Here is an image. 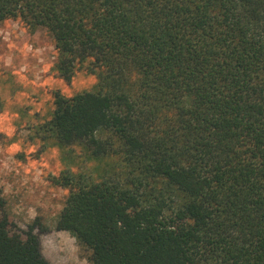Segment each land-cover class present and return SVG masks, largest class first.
Segmentation results:
<instances>
[{
  "label": "trees",
  "instance_id": "obj_1",
  "mask_svg": "<svg viewBox=\"0 0 264 264\" xmlns=\"http://www.w3.org/2000/svg\"><path fill=\"white\" fill-rule=\"evenodd\" d=\"M50 34L41 129L102 166L65 167L55 229L89 264H264V0H0V24ZM0 202V264H52L39 218Z\"/></svg>",
  "mask_w": 264,
  "mask_h": 264
},
{
  "label": "rangeland",
  "instance_id": "obj_2",
  "mask_svg": "<svg viewBox=\"0 0 264 264\" xmlns=\"http://www.w3.org/2000/svg\"><path fill=\"white\" fill-rule=\"evenodd\" d=\"M50 34L30 31L20 19L0 24V202L18 231L39 218L42 250L52 264H89L88 252L66 231L55 229L67 190L51 182L65 167L73 171L103 164L79 147L61 149L41 126L51 117L52 91L70 96L96 89V77L77 71L68 82L53 69Z\"/></svg>",
  "mask_w": 264,
  "mask_h": 264
}]
</instances>
